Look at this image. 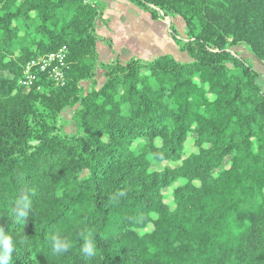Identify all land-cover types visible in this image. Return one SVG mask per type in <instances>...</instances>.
Masks as SVG:
<instances>
[{
	"label": "trees",
	"instance_id": "16d2710c",
	"mask_svg": "<svg viewBox=\"0 0 264 264\" xmlns=\"http://www.w3.org/2000/svg\"><path fill=\"white\" fill-rule=\"evenodd\" d=\"M129 1L154 20L180 17L186 36L173 25L171 35L190 61L100 60L104 0H0L10 264H264V90L229 49L243 44L264 62V0ZM63 46L64 85L37 68L23 83L25 64ZM26 190L32 209L17 222ZM55 234L69 242L63 254L51 249Z\"/></svg>",
	"mask_w": 264,
	"mask_h": 264
},
{
	"label": "rangeland",
	"instance_id": "374dc122",
	"mask_svg": "<svg viewBox=\"0 0 264 264\" xmlns=\"http://www.w3.org/2000/svg\"><path fill=\"white\" fill-rule=\"evenodd\" d=\"M123 8L124 9L114 6L109 18H107V21H105V23L102 22L99 27V33L101 36L100 41L102 42L100 44V49L108 51L109 53L113 51V53H115V57L119 56L121 60L127 61L132 57L150 60L159 56L158 53L162 52L159 50L164 48L163 52L165 53L173 52L172 56L176 59V61L181 63L190 61V57L186 52H176L174 44L170 45L166 39L163 38L161 34L163 31H160L159 27L152 26L154 21L151 18H148L133 9ZM166 18L170 22V27L173 25L180 35L186 33V24H182V22H180V17H176L178 19L170 17ZM229 49L234 56L245 60L260 73V76L257 78V82L264 90V62L250 52L247 46L243 44H232L229 46ZM28 64L23 66L26 71H28L26 68ZM30 64L33 65V62L31 61ZM45 72L50 77L54 73L51 66L46 67ZM103 72V70H100L98 73L97 86H101L105 81ZM26 75L27 73L25 76ZM87 85L89 86L90 84L88 83ZM73 112V109H68L64 113L66 130L70 133L75 132L74 124L72 122ZM190 147L191 144L187 148V151ZM172 192L173 187L164 189V199L168 203H172Z\"/></svg>",
	"mask_w": 264,
	"mask_h": 264
},
{
	"label": "clouds",
	"instance_id": "9594fccd",
	"mask_svg": "<svg viewBox=\"0 0 264 264\" xmlns=\"http://www.w3.org/2000/svg\"><path fill=\"white\" fill-rule=\"evenodd\" d=\"M32 209V199L29 192L23 191L14 201L13 212L15 214L17 222L24 221L29 214V210ZM80 236L83 240L81 246L82 254L91 258L96 253V246L91 238V233L82 230ZM70 247L66 238L55 234L51 236V249L55 254H63ZM14 249V242L12 236L0 228V264H10L11 253Z\"/></svg>",
	"mask_w": 264,
	"mask_h": 264
},
{
	"label": "crops",
	"instance_id": "0c3cea01",
	"mask_svg": "<svg viewBox=\"0 0 264 264\" xmlns=\"http://www.w3.org/2000/svg\"><path fill=\"white\" fill-rule=\"evenodd\" d=\"M106 5H107V11L105 13V16H104V23L105 21H107V18H109L110 14H111V11H112V8L114 6H118L122 9H124L123 7L125 8H130V9H133L135 10L136 12L138 13H141L142 15H145L146 17L148 18H151L150 15H148V13H146L145 11H143L142 9H140L139 7H137L136 5H134L132 2H130L129 0H104ZM152 19V18H151ZM178 19V18H176ZM154 22H153V27H159L160 31H163L161 32L163 38L166 39V41L171 45V44H174V49L176 50V52H179L181 51L179 49V47L176 45V43L174 42L173 38H172V35H171V29H170V22L168 21V19L166 17L164 18H160L158 20H154L152 19ZM180 22L185 23L181 18H180ZM103 23V24H104ZM186 26V25H185ZM187 28V26L185 27ZM101 30V29H100ZM187 32V29L185 30ZM100 34V33H99ZM182 36H186V33L183 34ZM102 42L99 41L98 42V53H99V57H100V60L102 61H105V62H110L112 61L114 58H115V53H113V51H111V53H109L108 51H105V50H102L100 49V44ZM110 49V48H108ZM102 50V52H101ZM164 48L162 50H159V51H162L160 53H158L159 55L161 54H164L165 52H163ZM182 52V51H181ZM169 54H173V52L169 53ZM188 56V55H187Z\"/></svg>",
	"mask_w": 264,
	"mask_h": 264
},
{
	"label": "built area",
	"instance_id": "2783aa9c",
	"mask_svg": "<svg viewBox=\"0 0 264 264\" xmlns=\"http://www.w3.org/2000/svg\"><path fill=\"white\" fill-rule=\"evenodd\" d=\"M67 47L63 46L58 51L47 54L38 60H32L33 65H27L28 71L25 70L24 84H30L36 79V71L45 72L46 67L51 66L53 70V75L50 77L56 84L64 85L66 81L65 70L67 68V64L65 62L67 55Z\"/></svg>",
	"mask_w": 264,
	"mask_h": 264
}]
</instances>
